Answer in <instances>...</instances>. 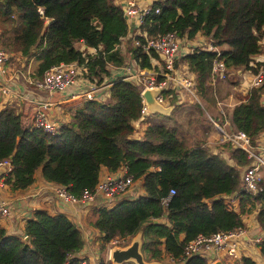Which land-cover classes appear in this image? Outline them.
<instances>
[{
	"label": "trees",
	"instance_id": "obj_1",
	"mask_svg": "<svg viewBox=\"0 0 264 264\" xmlns=\"http://www.w3.org/2000/svg\"><path fill=\"white\" fill-rule=\"evenodd\" d=\"M114 1L0 0V46L26 63L33 61L34 78L40 79L51 66L75 63L93 85L110 83L103 99H82L67 108V119H57L59 125L52 134L22 126L20 114L12 106L0 109V160L9 158L11 165L6 182L11 190L25 189L40 167L45 181L62 185L79 198L83 189L92 191L101 168L109 172L124 168L126 174L140 180L143 195L88 211L87 220L99 234L98 248L102 250L115 236L133 237L139 232L144 262L166 254L181 259L182 264H207L197 254L183 257V245L197 235L241 226V216L252 211L264 234V183L254 194L241 188L236 166L248 163L244 153L223 143L225 159L204 147L212 127L210 119H216L208 117L205 110H212L233 82L223 87L220 82L210 85L215 55L205 50L206 46H189V52L180 56L175 66L180 67L179 61L184 63L191 76L195 99H190L196 118L187 120L186 128L149 123L140 138L132 137L133 123L139 119L140 88L128 80L111 79L109 66L118 67L124 61L120 42L132 36ZM150 7L151 12L141 19L139 33L155 36L174 31L186 41L199 35L220 50L218 58L227 67L251 74L264 68V0H152ZM113 19L121 26L119 32L108 28ZM79 40L83 49L77 45ZM127 53L139 68L154 69L147 54L131 40ZM149 55L160 60L154 52ZM68 89V94L79 93L78 89ZM246 94V100L233 107L230 121L253 144L264 132V105L259 104L264 100V82ZM161 95L164 99L170 95L169 104L176 107L179 97L175 92L164 89ZM185 102L181 105L186 106ZM170 188L174 193L161 203ZM22 232L24 239L0 228V264L93 262L74 256L83 246L80 231L63 214L36 210L25 220ZM258 247L264 261V237ZM231 264L255 263L242 256Z\"/></svg>",
	"mask_w": 264,
	"mask_h": 264
},
{
	"label": "built area",
	"instance_id": "obj_2",
	"mask_svg": "<svg viewBox=\"0 0 264 264\" xmlns=\"http://www.w3.org/2000/svg\"><path fill=\"white\" fill-rule=\"evenodd\" d=\"M114 2L119 5L125 20L129 22V20L133 18L138 26L141 23L142 17L151 12L150 4L146 1L115 0ZM157 11V9H154V12ZM38 14L42 15V10L40 8H38ZM139 37L143 39L142 42L139 40ZM187 42L188 41L184 39L180 40L174 31H164L155 36H147L144 33L138 32L135 37L133 36L131 39V43L147 54L149 63L154 69L146 70L139 68L137 62L131 59L125 52L122 54L124 58L123 63L111 69V79L121 78L123 80H128L140 86L141 90L152 88L159 89V93L154 97V100L160 104H163L164 101L161 95L164 89L171 90L177 95L181 92H186L193 98V81L190 74L187 69H182L181 67H177V65L175 66V62L182 56L180 51L185 48ZM261 42L264 44V36ZM77 45L80 49H83L80 40ZM196 46L199 48L206 46L205 50L215 55L210 67V76L208 79L210 85L213 86L216 82H233L231 85L232 88L243 86L247 91L249 88L259 86L264 82V68H260L256 74L243 72L239 70V68H230L226 66L223 60L218 58L220 50L216 46H212L210 42L203 40L198 42ZM150 52H154L158 55L160 60L152 58L149 55ZM14 58L12 54L5 52L0 46V98L14 95L12 91L14 87L12 84L15 77L19 75L22 77L24 85L28 87L29 90L35 92L42 91L47 96H60L63 95L68 88H79L81 86L79 93L73 95H79L82 99L88 100L95 96L101 98L99 92L100 86L88 90L83 89V86H86V82H90H88L82 74V67L77 66L75 63L51 66L43 73L40 79H36L29 76L28 73L22 75L17 74L18 72L11 68V66H14L12 63ZM105 85L109 86L110 83L107 82ZM97 92H99V96L95 94ZM167 96L169 98L170 95ZM180 99L181 98L177 100ZM262 101V105H264V100ZM33 103L34 107L30 113V124L24 125V120H21L20 117L21 125L40 128L49 134L54 133L59 125L57 114L54 116L51 115L53 110H50L49 103L39 99H35ZM216 105L218 106L220 114L225 117L223 99L217 100ZM147 113L148 110L141 97L139 117L143 118ZM222 126L229 127L230 132L226 133L222 127L216 126L217 131L222 136L221 141H226L232 147L241 150L248 160V163L240 170L239 178L241 188L250 194H254L259 191L260 185L262 186V183H264V132L260 134V137L255 140L253 144H251L249 138L244 133L235 130L231 126L229 120L225 119ZM10 170V159H1L0 189L9 188L6 179L9 178ZM133 183L134 181L130 175L123 173L121 175L103 174L94 185L92 191L83 189L79 198L67 192L62 185H54L52 191L56 199L64 203H88L92 201L96 194H100L104 198H112L123 194L131 189ZM173 193L174 190L170 188L167 196L161 200V203H165ZM10 216L11 211L8 204L0 196V222L9 219ZM19 236L22 239L25 238L24 235ZM118 238L123 237L113 238L109 242ZM262 238L260 233H254L248 236L247 226L242 222L241 226L234 227L230 230H217L208 235H197L194 239L183 245L182 256L188 257L192 254L206 256V254L211 253L220 255L229 260H237L242 257L241 254L245 248L247 239L252 246H258ZM108 261L109 257L105 260H95L90 264H109ZM81 263H84V261H81Z\"/></svg>",
	"mask_w": 264,
	"mask_h": 264
},
{
	"label": "crops",
	"instance_id": "obj_3",
	"mask_svg": "<svg viewBox=\"0 0 264 264\" xmlns=\"http://www.w3.org/2000/svg\"><path fill=\"white\" fill-rule=\"evenodd\" d=\"M140 1H146L150 4V2L152 0H140ZM130 21L129 22L125 21V22L127 23V26H128V33L130 35H132V36H130V40H131L133 38V36L136 35L139 31H138V24L134 20H133L134 24L130 28V24H129ZM130 40L127 41L126 39H122V41L120 42L119 50H120L121 54H123L122 50L124 48L126 49V51H125L126 54H128L127 53V47L130 46ZM201 41H203L202 37L199 35H196L191 41H188L185 44V48L180 51V54L183 55L184 53L189 52L190 47H196L197 43L201 42ZM25 63L26 62L24 61V59L20 58L18 60V66L17 67H14L11 65L10 66L13 70H16L18 72L17 74H21V72H22V74H25L24 72L26 70H22ZM32 63H33V61H29V66L31 68H34V63H33V65H31ZM179 64H180V67L182 69L183 68L187 69L186 66L184 65V63L179 61ZM112 68H113V66H109L110 72H111ZM239 70H241L243 72H248V71L241 69V68H239ZM107 81L108 80L105 79V82H107ZM14 83H15V85L12 84L14 87V89L12 90L14 95L7 96L4 98H0V109H3L6 106L14 107L16 109V111L19 112L21 120H24V125L30 124L29 123L30 122V113L34 107L33 102L35 99H39V100H42L43 102L49 103L50 104V110H53L51 112L52 116H54L56 114L55 111L59 112L61 109V112H60L61 114H57V119L63 120V121L67 119V111H66L67 108L78 105L82 101V98L79 95H73L70 93L68 94L69 89L66 90L65 93L63 95H60V96H47L42 91L41 92L31 91L28 89V87L24 86L21 76L15 77ZM219 85L221 87H223L226 84L220 83ZM95 87L96 86L93 85V83H91V82L87 83L86 82V86H83V89L88 90L90 88H95ZM80 88H81V86L79 88L74 87L71 89L80 90ZM231 88H232L231 86L228 87V89H231ZM228 89H227V92L229 91ZM99 92L101 95V99H103L104 94L107 93V86L104 83L100 85ZM99 92H97L95 94H97V96H99ZM246 93H247V91L243 86H236V87L232 88L231 93L228 92L227 95L222 98L223 103L225 105V114H226L225 119L230 121V114H231L233 107L246 100V98H247ZM193 96H194V94H193ZM177 97L182 98L183 92H181L179 95H177ZM193 98L195 99V97H193ZM178 101H179V103H177ZM180 101L181 100H177L175 102L176 107L171 106V110L167 114V115H169L171 111L172 112L174 111L173 122H175L176 124H173L172 122H168L167 124H165L159 118H155V120H153L150 123H158V124H163V125H167V126L175 125V126H178L181 128H186V125L184 127L181 126V122L179 121V116L181 115L183 108L185 106V105H181ZM167 105H169V104H167ZM216 110H217L216 107H214L212 109V111L215 113H216ZM205 114H207V113H205ZM167 115H163V116H167ZM207 116L211 117L208 114H207ZM214 118H216L213 121L214 123L217 124L220 122L218 120L217 115ZM144 119L145 120L147 119V115ZM221 121H222V119H221ZM148 124L149 123H146V121H144V123H143L142 120L135 121L133 123L134 131L132 133V137L140 138L144 128ZM259 137H260V134L257 136L256 140ZM218 143H220V142H218ZM206 144H207V140L205 141L204 145L206 146ZM206 148L208 149L207 146H206ZM208 150L211 153H215V154H218L220 156H224L225 158H227V156L225 155V151L223 150V148L221 146L213 147L212 149H208ZM240 170H241V168H240ZM124 171H125L124 168H120L116 172L110 173L105 168H101L99 172H100V175H103L106 173H108L110 175H115V173L120 174V173H123ZM140 186L141 185L138 184L137 181H135V183H133L132 189L128 193L120 195V196H122L121 198L132 199V198H135L137 195H143V190L141 188H139ZM53 187H54V184L51 182L45 181L42 178L41 173L38 172L37 174L33 173V182L30 186L26 187L25 189L11 190L10 187L6 188V189H0V196L7 202L8 207L11 211L10 218L5 220V221H1L0 227L2 229H4L5 233L8 235H15V236L22 235V228H23L25 220L32 218L33 214L36 210H42V208L47 207L52 215L53 214L65 215L72 222H74L75 225L77 226V228L79 229L83 246H82L81 250L79 251V253L74 254V256L82 257L80 259L84 258V259H88L89 261L101 257L100 256L101 250L98 248V242H97V237L99 234L89 224V222L87 220V214L91 208H96V207H100V206L101 207L102 206L109 207L110 205H106L104 203L105 198L101 195H98V194H96L95 197L92 199V201L89 203H64V202H61L60 200L56 199V197L52 191ZM46 189H48L52 192V194H50V197L54 196V198L56 200L55 202H50V204H47L48 202H37V200L41 197L42 193ZM226 199H228V198L226 197ZM241 219H242V222L247 226L248 236L250 234L260 233L262 235V237H264V234H262L258 228V224H257L256 219H255V212L254 211L250 212L249 214L242 215ZM139 235H140L139 232L135 235V237H137L138 241H139ZM164 255L169 260H171L172 262L177 261V260H172L166 254H163L161 257H163ZM241 256L249 257L250 259H252V261H254L255 264H264L263 259L259 255V247L258 246H252L250 244V242L248 241V239L245 242V248H244ZM205 259L207 261V264H214L216 261H219L221 264H231L232 263L231 260H228L225 257H221L220 255H215V254H211V253L206 254ZM177 262H179V264H182L180 261H177Z\"/></svg>",
	"mask_w": 264,
	"mask_h": 264
},
{
	"label": "rangeland",
	"instance_id": "obj_4",
	"mask_svg": "<svg viewBox=\"0 0 264 264\" xmlns=\"http://www.w3.org/2000/svg\"><path fill=\"white\" fill-rule=\"evenodd\" d=\"M108 28L109 30L114 33V32H119L121 30V26L119 24L118 21L116 20H110L109 23H108ZM126 51V49L124 48L122 50V53H124ZM262 51L264 52V48L262 49ZM17 58L18 55H16ZM15 57V58H16ZM20 59V58H19ZM12 63L14 64V67H17L18 66V60H14L12 61ZM22 63V62H21ZM28 65V66H27ZM33 65V63L31 64ZM22 70H26L24 73L27 74L28 72H33V68H31L29 66V62H27ZM229 86H231V84H228ZM229 93H231V90L232 89H228ZM227 92V93H228ZM182 101H186L185 104L186 106H184L183 108V111L181 113V115L179 116V121L181 122V126H185L186 125V122L187 120H194V118H196V114H197V110L192 106V104L194 103L192 101V99H190V96L189 94H187L186 92H183V97L180 99ZM193 102V103H192ZM164 104H169V98H166L164 99L163 101ZM179 103V101L177 102ZM200 104V103H199ZM214 108V107H213ZM206 113L208 115H210L211 117L212 116H216L218 117V120L220 121V118H219V115L216 111L213 112L212 110H209L208 108H206ZM155 118H159L160 120H162L165 124H167L168 122H172L173 124H176L175 122H173V119H174V111L170 114V115H167V116H163V115H160V114H155V113H150L148 112L147 114V119L145 120L144 118L141 119L142 122L144 123V121H146V123H150L152 122L153 120H155ZM220 124L222 123V121L219 122ZM217 123V124H219ZM223 129L226 133H229L230 132V128L229 127H226V126H223ZM188 131L190 132V129H188ZM219 139H220V135L211 127L210 128V131L208 132V135L206 137V140H207V144L206 146L208 147V149H212L213 147H219L221 146L222 144L218 143L219 142ZM225 155L227 156V153L225 152ZM40 172V167H38L37 169H35L34 173H38ZM137 183L140 184V180H137ZM141 185V184H140ZM139 188L142 189V186H140ZM50 194H52V192L48 189H46L41 197L37 200V202H48L47 204H50V202H55V198L54 196H51L50 197ZM140 195H137L136 197H138ZM118 200V197H112V198H105L104 201L109 204V205H112L114 203H116ZM227 200V199H226ZM229 203V205H231L232 203L227 200ZM42 210H44L46 213L48 214H51V212L49 211V209L47 207L45 208H42ZM242 217V216H241ZM119 236H115L114 238H117ZM133 240H137V237H124V238H118V239H114L112 242H108L104 248L100 251V256L99 259H104V258H108L109 256V251L114 249V248H121V247H126L128 245H130L132 243ZM103 252V253H102ZM103 256V257H102ZM129 262L131 261H128V262H125L123 264H130ZM133 264H135L134 262H132ZM145 263V262H144ZM146 264H179V262L177 261H174L172 262L171 260H169L165 255L163 257H160L159 259L157 260H147L146 261Z\"/></svg>",
	"mask_w": 264,
	"mask_h": 264
},
{
	"label": "water",
	"instance_id": "obj_5",
	"mask_svg": "<svg viewBox=\"0 0 264 264\" xmlns=\"http://www.w3.org/2000/svg\"><path fill=\"white\" fill-rule=\"evenodd\" d=\"M133 19L130 21V28L133 26ZM159 93V89H143L141 91V96L144 99L147 110L150 113L167 115L171 109V106H165L154 100L155 95ZM260 105L263 104V101L260 100ZM111 261L116 264H120L124 261L133 260L136 264H143L141 255L139 252L138 240H133L132 243L125 248H114L110 254ZM214 264H221L219 261H216Z\"/></svg>",
	"mask_w": 264,
	"mask_h": 264
},
{
	"label": "clouds",
	"instance_id": "obj_6",
	"mask_svg": "<svg viewBox=\"0 0 264 264\" xmlns=\"http://www.w3.org/2000/svg\"><path fill=\"white\" fill-rule=\"evenodd\" d=\"M132 19H133V18H132ZM130 20H131V19H130ZM130 20H129V21H130ZM133 20H134V19H133ZM125 21H126V20H125ZM126 24H127V23H126ZM133 24H134V22H133ZM127 27H128V26H127ZM138 27H139V26H138ZM263 48H264V47H262L261 49H263ZM259 58H260V57H259ZM259 58H258V59H259ZM261 58H262V57H261ZM123 59H124V58H123ZM262 59H263V58H262ZM32 73H33V72H30V73L28 72L29 76L33 77V76H32ZM21 74H22V72H21ZM19 76H20V75H19ZM21 78H22V77H21ZM33 78H34V77H33ZM22 81H23V79H22ZM23 84H24V83H23ZM13 85H15V84L13 83ZM24 86H25V85H24ZM139 88H140V86H139ZM142 90H143V89H142ZM142 90H141V89L139 90V94H140V95H141V91H142ZM155 96H156V95H155ZM141 97H142V96H141ZM142 98H143V97H142ZM190 98H192V97H190ZM143 100H144V99H143ZM220 100H221V99H220ZM182 102H183V101H182ZM174 104H175V103H174ZM162 105H165V106H173V107H174V105H171V104L167 105V104H164V103H163ZM175 105H176V104H175ZM215 107H216V109L218 110V111H217V110H216V111H217V113H218V115H219V118L221 117V118H220V121H221V119H222V123H221V124H216V123L213 122V120H211V119L209 118L210 121H211V124H212V128H213V129H214V130L220 135L219 142H220L221 144H222V143H228V142H226V141H221L222 136H221V134H220V133L217 131V129H216V126L222 127V129H223V126H222V125H223V122H224V120H225V117H223V116L220 114L219 109H218V106H217L216 104H215ZM170 110H171V109H170ZM148 112H149V111H148ZM147 114H148V113H147ZM145 117H146V116H145ZM145 117H143V118H145ZM143 118H140V117H139L138 120H141V119H143ZM229 122H230V124H231V121H229ZM231 126H232V124H231ZM232 127H233V126H232ZM223 130H224V129H223ZM228 144H229V143H228ZM229 145H230V144H229ZM230 146H231V145H230ZM204 147L206 148L205 145H204ZM206 149H207V148H206ZM207 150H208V149H207ZM208 151H209V150H208ZM209 152H210V151H209ZM210 153H211V152H210ZM213 154H215V153H213ZM215 155H218V154H215ZM225 159H226V158H225ZM235 166H236V165H235ZM236 167H237L238 169L243 168V167H240V168H239L238 166H236ZM118 170H119V169H118ZM116 171H117V170H116ZM116 171H115V172H116ZM110 173H114V172H110ZM106 174H108V173H106ZM121 174H122V173H120V174L115 173V175H121ZM123 174H126L125 171L123 172ZM126 175H128V174H126ZM100 176H101V175H100V172H99L98 180L100 179ZM132 179H133V178H132ZM98 180H97V182H98ZM133 181H134V183H135V181H137V179H136V180L133 179ZM54 185H56V184H54ZM132 187H133V185H132ZM132 187H131V189H132ZM131 189H130V190H131ZM130 190L126 191L125 193H128ZM142 190H143V189H142ZM125 193H123V194H125ZM99 195H100V194H99ZM120 195H122V194H120ZM120 195H117L118 200L122 199V198H121L122 196H120ZM140 196H141V195H140ZM115 197H116V196H115ZM119 198H120V199H119ZM135 198H136V197H135ZM132 199H133V198H132ZM77 203H81V202H77ZM88 203H89V202H88ZM104 203H105L106 205H109V204H107L106 202H104ZM110 206H111V205H110ZM110 206H109V207H110ZM102 207H103V206H102ZM104 207H106V206H104ZM22 235H23V232H22ZM18 237H20V236H18ZM124 237H127V238H128V236H124ZM124 237H123V238H124ZM133 237H134V236H133ZM20 238H21V237H20ZM21 239H22V238H21ZM112 239H113V238H112ZM110 240H111V239H110ZM110 240H109V241H110ZM109 241H108V242H109ZM108 242H107V243H108ZM107 243H106V244H107ZM106 244H105V245H106ZM138 244H139V241H138ZM128 246H129V245H128ZM128 246H126V247H128ZM121 248H125V247H121ZM121 248H120V249H121ZM112 250H113V249H112ZM112 250L109 251V256H108V257H109V261H108V263H109V264H116V263H113V262L111 261L110 254H111V251H112ZM140 255H141V254H140ZM162 255H163V254H162ZM197 255H200V254H197ZM200 256H202V255H200ZM202 257L205 258L206 256H202ZM105 259H106V258H104V259H103V258H102V259H93V261H95V260H105ZM141 259H142V257H141ZM172 260H174V259H172ZM175 260L180 261L181 259H175ZM228 260H229V259H228ZM235 260H236V259H235ZM235 260H231V261L234 262ZM237 260H238V259H237ZM128 261L134 262L133 260H128ZM128 261H124V262H122V263H120V264H123V263L128 262ZM142 262H143V264L146 263V262L144 263L143 260H142ZM180 262L182 263V261H180ZM134 263H135V262H134ZM135 264H136V263H135Z\"/></svg>",
	"mask_w": 264,
	"mask_h": 264
}]
</instances>
